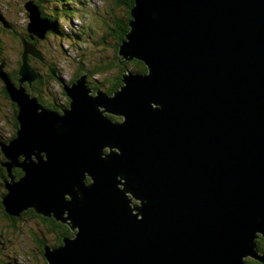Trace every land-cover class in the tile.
I'll return each mask as SVG.
<instances>
[{
  "label": "water",
  "instance_id": "obj_1",
  "mask_svg": "<svg viewBox=\"0 0 264 264\" xmlns=\"http://www.w3.org/2000/svg\"><path fill=\"white\" fill-rule=\"evenodd\" d=\"M25 9L44 40L50 22ZM131 14L119 64L148 73L113 94L54 68L70 104L46 107L22 86L40 78L29 56L43 60L26 42L19 88L0 68L19 124L4 165L24 172L7 213L77 226L45 247L49 264L264 263V0H135Z\"/></svg>",
  "mask_w": 264,
  "mask_h": 264
},
{
  "label": "rangeland",
  "instance_id": "obj_2",
  "mask_svg": "<svg viewBox=\"0 0 264 264\" xmlns=\"http://www.w3.org/2000/svg\"><path fill=\"white\" fill-rule=\"evenodd\" d=\"M29 1L32 0H0V15L2 17L0 19V45L3 48L1 56L8 62V68L11 69L17 66V59H20V57L21 61L23 59V48L20 47L21 45L12 34L11 29L15 28L20 34L25 32V27L30 22L28 12L25 9V4ZM121 1L123 0H74L71 8L72 14L68 15L69 17L59 15L61 11L55 13L63 20V24H61L62 32L58 35L47 32L44 40L38 38L37 49L46 63L40 61L41 64H31L40 73L49 76L44 79L45 84L43 86L46 85L51 93L48 94L49 96L42 95L41 99L44 98L43 104L47 105L46 102L49 103L52 100L51 97H54L58 103L64 101L61 95L62 86L57 80L50 77L52 76L51 70L54 68L59 77H62L68 83L77 76L79 78L81 74L88 72V84L91 89L96 92L98 90L95 88L99 87L100 90L107 91L108 82L105 79L116 74L117 69L112 67L109 71L107 70L105 75H93L92 70L95 71L98 67L105 69L109 65L111 67L117 61L115 41L111 35L108 39L105 38V35L113 28L112 15L116 16L115 20L126 17L127 9L117 4ZM50 7L55 11V4H50ZM2 29H6V32H3ZM122 57L123 55H120V59ZM32 58L35 57L32 56ZM37 60L40 59L37 58ZM0 68H2L1 65ZM2 89L3 85L0 80V138L6 139L14 135L15 126H12V122H14L12 101L3 95ZM0 162H8V159L4 158L1 152ZM9 182L10 179L7 184ZM128 195L132 204H140L139 200L133 198L132 194L128 193ZM31 221L33 220L26 218L24 222L20 221L14 226L13 223H10L0 214V231L2 230L1 232L7 240H11L7 241L4 253L8 257L9 255L13 257L12 259L19 260V264H45L42 257L37 258L34 255L35 242L31 239L29 230V226L32 224ZM56 221L63 223L59 220ZM6 231H8V234H5ZM71 231L73 232L72 229ZM258 235L257 240L263 236L262 233H258ZM48 240L50 242L54 240L53 236ZM2 258L9 262L11 259H7L3 255L0 256V259ZM247 258L252 262L261 263L252 257H245V259Z\"/></svg>",
  "mask_w": 264,
  "mask_h": 264
},
{
  "label": "trees",
  "instance_id": "obj_3",
  "mask_svg": "<svg viewBox=\"0 0 264 264\" xmlns=\"http://www.w3.org/2000/svg\"><path fill=\"white\" fill-rule=\"evenodd\" d=\"M32 1L39 7L40 12H41V17L43 19H47L50 22L51 27H50L49 33L53 35H56V34L58 35L59 33H61L62 32L61 24H63V20L59 15H62L64 17L71 15L72 14V11H71L72 2L74 0H32ZM50 4L56 5L55 11H53V9L50 7ZM117 4L123 7L124 9H127L126 17L123 19L125 22L123 20L121 22L120 19L115 20L116 16L112 15L113 28L112 30H110V32L108 31L105 35V38L107 39L111 35L115 41L114 42L115 43V57L117 61L114 62L111 65V67L109 65V66H106L105 69L102 67H98L95 69V71L92 70L93 75H102V74L105 75L107 74V70L109 71L110 68L115 67L117 69L116 74L112 75L111 78L109 77L105 79V81L108 82L107 83L108 88L106 91L108 94H113L114 92H116L117 90L121 88V86L123 85L124 74L128 70L134 73H141V74L148 73L146 65L140 60L137 61V59H132L131 61L126 62L124 65L119 64V59H120L119 48H120V45L123 43V41L127 39L126 36L128 32L130 31L129 21L132 18L131 10L135 5V0H123L121 2H117ZM58 11H61V12L57 16L55 13ZM11 31H12V34L16 37V39L20 43L21 45L20 47L23 48V43L26 42L29 45L31 44L34 45L35 48L37 49V43L39 42L38 38L28 31V26L25 27V32L21 34L15 28L11 29ZM3 32H6V29L3 30ZM2 51H3V48L0 45V65H2L1 71L7 74L8 79L14 85V87L19 88L20 87L19 68L22 65L21 57L20 59H17V66L11 69V68H8V65H7L8 62L4 60V58L1 56ZM40 61L43 62L44 60L43 61L37 60V58L36 59L32 58V56H29L28 58V64L30 68L36 70L37 72L39 71L36 68H33L32 65L33 63L39 64ZM85 71H88V70H85ZM39 74H40V78L34 81L32 85L23 84L22 86L25 87L28 94H30L32 97H37L38 101L43 104L44 98L41 99L42 95L47 96L48 94L51 93V91L47 89L46 85L43 86L45 84L44 79L45 78L47 79V77L49 76L48 75L45 76L40 72ZM50 77L53 78V76H50ZM76 78H78V76ZM76 78L71 80L69 83L75 82ZM0 80L3 85L2 93L5 97L9 98L8 92L5 88V83L1 77H0ZM55 80H57V82H59L60 85L62 86L61 82L58 79L55 78ZM86 80L88 81V78ZM89 87L91 88L90 85ZM95 89L100 90L99 87H96ZM61 95L64 100L63 103H58V101H56L54 97H51L52 100H50L49 103L46 102L47 105L45 104L43 105H45L46 107L55 109V110L59 108H63V107H69L70 98L67 96L66 91L63 88V86L61 89ZM12 107H13V116H14L13 117L14 122H12V125L13 123L15 124L14 125L15 132H14V135L10 137V140L18 136V130H19V126H18L19 124L16 119L17 106L16 104L14 105L13 102H12ZM112 119L122 121V118H118V117H113ZM0 152L4 156V158H6L5 153L2 152L1 149H0ZM10 173H9L8 168L4 165V162H0V214H2L10 223H13L14 226L20 221L24 222L26 218L33 220L31 221L32 224L29 226V230H30L31 239L33 240V242H35V249H34L35 254L34 255L37 258L42 257L43 260L45 261V264H49L45 256V247L46 246L56 247V246L62 245L64 242V238L73 236L74 232L71 231V228L67 224L57 222L56 221L57 219H55L54 217H47V216L40 215L36 212L34 208L23 210L19 215L8 214L6 211V207L4 205V197L8 193V189L6 187L7 182L9 179L11 180V176L14 177L15 179L14 181H19L20 178L24 175V172L22 168L20 167H13ZM1 231H0V256L3 255L5 256V258L7 259L11 258V259L9 262L8 260H4V258H2L0 259V264H19L20 263L19 260L15 258L12 259L13 257H11L10 255L8 257L6 256V253H4V250L6 248L5 246H7L6 245L7 241H11V240H7L6 236ZM5 234H8V231H6ZM51 236H53L54 240L50 242L48 239ZM256 242H257L259 251L261 253H264V237H261ZM246 261L249 264H263V263H259L256 261L252 262L248 258L246 259Z\"/></svg>",
  "mask_w": 264,
  "mask_h": 264
},
{
  "label": "bare ground",
  "instance_id": "obj_4",
  "mask_svg": "<svg viewBox=\"0 0 264 264\" xmlns=\"http://www.w3.org/2000/svg\"><path fill=\"white\" fill-rule=\"evenodd\" d=\"M137 61H138V60H137ZM9 140H10V139H9ZM9 140H8V141H9ZM8 141H7V142H8ZM2 143H6V142H2ZM0 148H1V147H0ZM113 150H116V148H113ZM44 157H45V154H44ZM31 158H36V156H35L34 154H31ZM8 162H11V161H8ZM122 184H123V183H122ZM133 197H135V196L133 195ZM52 215H54V214H52ZM63 217L66 218V217H68V216H64V215H63ZM58 220H59V219H58ZM59 221H61V220H59ZM63 221H64V220H63ZM66 221H67V222H72L71 220H68V219H67ZM73 231H74V234L77 232V226H75V228L73 229Z\"/></svg>",
  "mask_w": 264,
  "mask_h": 264
},
{
  "label": "flooded vegetation",
  "instance_id": "obj_5",
  "mask_svg": "<svg viewBox=\"0 0 264 264\" xmlns=\"http://www.w3.org/2000/svg\"><path fill=\"white\" fill-rule=\"evenodd\" d=\"M121 21L123 20V19H120ZM124 21V20H123ZM125 22V21H124ZM43 62H45L46 63V61L44 60ZM55 71H56V69H55ZM56 75L57 76H59L58 74H57V71H56ZM53 76V75H52ZM53 78L55 79V77L53 76ZM95 92V91H94ZM15 105V104H14ZM13 125H15V124H13ZM12 125V126H13ZM15 132V131H14ZM10 139V137L9 138H6V139H1L0 138V142H7L8 140ZM74 232V231H73Z\"/></svg>",
  "mask_w": 264,
  "mask_h": 264
}]
</instances>
